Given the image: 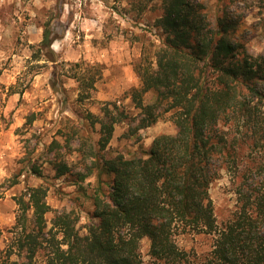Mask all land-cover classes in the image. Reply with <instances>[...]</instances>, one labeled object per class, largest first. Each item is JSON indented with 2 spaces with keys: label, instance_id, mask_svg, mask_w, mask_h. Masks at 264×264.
<instances>
[{
  "label": "trees",
  "instance_id": "obj_1",
  "mask_svg": "<svg viewBox=\"0 0 264 264\" xmlns=\"http://www.w3.org/2000/svg\"><path fill=\"white\" fill-rule=\"evenodd\" d=\"M161 2L155 28L162 42L144 49L134 67L141 86L124 95L133 110L102 103L103 118H88L100 125L98 140L88 126L86 134L67 133L64 144L49 147L57 178L81 183L96 177L86 234L77 229L75 210L49 221L47 189L29 187L17 198L13 236L0 264H264V55L250 51L248 27L229 11L209 16L201 1ZM55 41L46 24L43 49L53 53ZM5 92L0 89V100ZM164 114L172 115L175 135L158 136L146 154L108 153L116 126L127 124L124 136L133 139ZM10 124L0 112V131ZM32 153L22 160L25 169L43 177ZM74 154L82 171L67 160ZM223 172L237 202L219 226L210 188ZM5 190L0 185V201ZM185 234L211 236L209 251L182 248L178 237ZM144 239L148 262L141 255Z\"/></svg>",
  "mask_w": 264,
  "mask_h": 264
},
{
  "label": "rangeland",
  "instance_id": "obj_2",
  "mask_svg": "<svg viewBox=\"0 0 264 264\" xmlns=\"http://www.w3.org/2000/svg\"><path fill=\"white\" fill-rule=\"evenodd\" d=\"M197 1L207 5L209 16L224 10L244 22L250 51L264 55V0ZM161 5V0H0V89L10 90L0 100V112L11 122L0 131V185L6 189L0 201V251L13 236L17 198L29 187L47 189L46 201L52 210L49 221L58 213L75 210L80 216L77 229L86 234L96 177L81 183L71 177L57 178L48 163L52 156L49 147L55 141L64 144L67 133L80 130L86 134L88 126L93 140H98L100 125L91 126L88 118H103L102 103L117 102L133 110L124 95L141 86L134 67L144 49L153 50L162 42L155 28ZM46 24L51 25L56 39L53 53L41 45ZM83 80L93 81V87L82 85ZM127 130V124L116 126L108 153L146 154L158 136L177 132L171 114H164L136 138H126ZM73 143L78 145L76 139ZM30 152L43 177L27 173L22 160ZM67 160L73 166L77 157L69 155ZM20 170L19 184L10 187L9 180ZM73 170L83 169L76 165ZM210 196L221 226L237 202L226 172L212 184ZM178 242L199 255L209 251L212 240L208 235L185 234ZM149 246L148 239L141 242L145 262L150 259Z\"/></svg>",
  "mask_w": 264,
  "mask_h": 264
}]
</instances>
